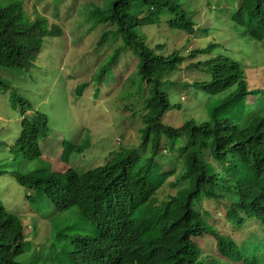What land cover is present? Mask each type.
<instances>
[{
	"label": "trees",
	"instance_id": "16d2710c",
	"mask_svg": "<svg viewBox=\"0 0 264 264\" xmlns=\"http://www.w3.org/2000/svg\"><path fill=\"white\" fill-rule=\"evenodd\" d=\"M108 4L109 10L100 21L114 25V32L124 39L122 46L127 45L133 51L137 74L147 84L150 94L144 101L145 128L141 143L137 147L122 148L115 158L83 174L67 169L40 176L15 172L10 175L19 185L34 189L36 195L48 199L56 211L71 208L70 211L93 228V236L80 235L73 227L57 231V238L67 235L63 239L64 254L69 257L72 252L70 258L66 257L70 264H88L89 259L101 264H205L187 254L189 240L203 234L213 235L221 256L232 257L234 242L215 230L211 233L194 204L203 194L220 201L228 198L235 202L233 206L237 209L256 217L264 216V144L254 141L264 138V121L253 116L246 126L239 127L221 118L222 113L243 100L246 94L244 71L236 61L223 56L194 65L210 75L208 82L197 84L205 93L215 95L237 85L236 92L220 107L212 109L207 122L197 124L188 120L177 127L163 124L161 117L169 109V103L167 94L160 91L162 82L158 77L175 71L185 58L177 51L158 55L155 50L161 45L149 47L136 30L159 25L164 17L170 29L192 35L197 30L195 23L188 17L181 0H110ZM230 19L243 27L249 37L259 41L264 38V0H237ZM62 34L58 25H49L44 17L27 19L23 0L0 5V66L29 68L40 53L43 40ZM106 35L102 34L100 43ZM208 50L204 48L189 55L194 57ZM114 54L118 59L119 50ZM4 87L0 78V89ZM13 98L24 115V105H29L14 95ZM48 131L45 114L34 111L31 117L23 116L20 134L10 152L29 160L41 157L39 141ZM147 146L146 157L142 154ZM84 149V145L74 148L75 152ZM163 152H169V161H173L168 171L155 168L156 162L164 161ZM212 161L219 166L213 167ZM178 165L181 168L176 181L167 183ZM246 169L249 175H245ZM165 184L176 188V192L164 191L162 198L158 197ZM228 218L232 219L233 215H227L216 226L231 234ZM14 220V214L0 204V264H28L24 255L23 262L17 258L19 246L8 239ZM108 234L116 239L112 252L103 250L96 241L99 235L103 239ZM26 244H22L24 249ZM27 251L28 248L24 254Z\"/></svg>",
	"mask_w": 264,
	"mask_h": 264
},
{
	"label": "rangeland",
	"instance_id": "374dc122",
	"mask_svg": "<svg viewBox=\"0 0 264 264\" xmlns=\"http://www.w3.org/2000/svg\"><path fill=\"white\" fill-rule=\"evenodd\" d=\"M109 1L23 0L27 19L44 17L49 25H58L63 34L45 38L39 55L29 68L0 66V78L5 85L3 90L0 89V204L15 215L20 234L21 231H24L23 235L33 232L30 236L38 238L28 237L27 253L17 257L23 262L24 255L28 264H70L64 254L63 239L67 235L57 238V231L62 227H73L80 235L93 236L94 230L80 215L70 211L71 208L56 211L48 199L36 195L34 189L19 185L10 173L40 176L46 172L73 169L83 174L115 158L122 148L137 147L141 143L145 128L142 121L144 101L150 94L137 74V58L133 51L127 45L122 46L124 39L114 32V25L100 21L109 10ZM181 1L198 30L194 34L170 29L164 23V17L159 25L136 30L149 47L161 45L155 50L158 55L167 56L177 51L185 58L175 71L158 77L162 82L160 91L167 94L169 103L161 122L176 127L188 120L197 124L207 122L211 119L212 109L220 107L236 92L237 85L215 95L198 87L197 84L208 82L210 75L193 66L218 56L236 61L244 71L247 89L261 91L238 102L222 113L221 118L240 124L241 119L264 116V38L254 40L243 27L231 21L237 0ZM11 2L0 0V5L7 6ZM106 33L104 42L100 43L102 34ZM204 48H209L208 52L190 57L189 53ZM116 49L119 50L118 59L114 54ZM12 94L29 105H24V115L14 103ZM247 98L253 102L248 104ZM34 111L47 116L49 131L39 141L41 157L29 160L15 156L10 147L20 134L23 116L31 117ZM78 145L85 146L83 152H75ZM147 150L148 146L142 155L147 157ZM163 155L164 161L155 163L158 171H168L173 163L169 152H163ZM180 168L181 165L175 168L167 183L176 181ZM163 187L165 189L158 197L164 191L176 192V188L168 184ZM223 200L226 202L203 194L194 209L209 229L229 237L245 259V252L232 233L247 227V222L258 220L248 211L233 206V200ZM243 212L248 214V219L244 218ZM227 215H233V219H227L233 226L231 234L216 226ZM258 223L262 235L258 238L253 232H246L242 243L246 253L251 255L250 260L264 264V226ZM41 225L46 226L41 227L45 231L52 227V233L42 237L38 234ZM257 228L258 224L253 226V229ZM188 255L207 264H231L217 253L215 240L208 234L189 240ZM232 262L240 264L242 260Z\"/></svg>",
	"mask_w": 264,
	"mask_h": 264
},
{
	"label": "clouds",
	"instance_id": "9594fccd",
	"mask_svg": "<svg viewBox=\"0 0 264 264\" xmlns=\"http://www.w3.org/2000/svg\"><path fill=\"white\" fill-rule=\"evenodd\" d=\"M255 40V39H254ZM263 40V39H262ZM259 41V40H257ZM261 41V40H260ZM147 86V84H146ZM246 86V89H245V95L242 96L243 100L246 99L247 96L249 95H257L259 94L261 91L260 90H248L247 89V84L245 85ZM235 93V92H234ZM233 93V94H234ZM231 94V96L233 95ZM253 101L250 99V98H247V103L248 104H251ZM246 115H251L249 113H247ZM254 117L256 118H259L261 119L262 121H264V116L263 115H255ZM250 120H248V118L246 119H241L239 120L240 124H233L231 122H229V124H231L232 126H239V127H244L248 124ZM254 141H256L257 143H262L264 144V138H255ZM212 166L213 167H216V166H219V163L216 162V161H212ZM250 172L248 171V169H246L245 171V175H249ZM2 205V204H1ZM5 208V207H4ZM6 209V208H5ZM7 210V209H6ZM8 211V210H7ZM10 212V211H9ZM11 213V212H10ZM13 214V213H12ZM251 214V213H250ZM252 215V214H251ZM15 216V215H14ZM243 216L245 219H248V214L244 213L243 212ZM253 216V215H252ZM256 220H258L263 226H264V216H253ZM233 219V218H232ZM258 221H253V222H247V227L245 228H241L240 231H235L234 233H232L234 230H233V226L231 225V233H232V236L237 240V242L239 243V245L241 246V249L245 252V259L243 258V256L240 254V252L238 251L235 243H233V247H232V250H231V255L232 257H227V259L231 262V264H233L232 260L234 261H237V260H242V262L240 264H250L251 262H254L255 259H251L250 260V256L251 255H248L246 253V250H245V244L242 243V238L246 235V232H253V234H255L258 238L260 235H262V231H261V226L259 225ZM237 222V221H235ZM18 224L19 222L18 221H15L13 222L12 226H10L9 230H8V239L11 240L12 242H15V246H19V250H20V254H18L17 256L21 255L26 249H24L22 247V244L23 243H27L26 239H28V237H31L30 235L33 233V232H30L29 234H26V235H23L24 234V231H21V234H20V231L18 230ZM258 224V228L257 229H253V226ZM20 226V225H19ZM12 227V229H11ZM41 227H46L44 225H41L40 228H39V231H38V234H40L42 237H47L49 232L51 233L52 232V227L51 229H46V231L44 229H42ZM10 229H11V232H12V237H11V232H10ZM13 230V231H12ZM18 231L17 233V236H15V232ZM29 231V230H27ZM10 232V233H9ZM211 233L214 234L213 230H211ZM210 236L213 237V235L211 234ZM24 238V240H22V238ZM32 238V237H31ZM37 237L34 235V238L32 239H36ZM96 238V237H95ZM101 238V235H99L96 239V241L103 246V250L105 251H108V252H112L114 250V245L116 243V239L114 238V236L108 234L106 235L103 239H100ZM214 238V237H213ZM38 239V238H37ZM215 240V239H214ZM47 242V241H46ZM45 242V243H46ZM45 243H41V245H44ZM216 243V241H215ZM47 247H49L50 249L52 248V245H47ZM202 247V245H201ZM217 250V248H216ZM71 251L69 253V258L71 257ZM218 253V252H217ZM188 254V253H187ZM219 254V253H218ZM220 255V254H219ZM189 256V255H188ZM190 257V256H189ZM224 257V256H222ZM191 258V257H190ZM226 258V257H224ZM192 260H194L193 258H191ZM194 261H201L200 259H195ZM205 263V262H204ZM88 264H101L100 262L96 261V260H93L92 261L89 259L88 260ZM207 264V263H205Z\"/></svg>",
	"mask_w": 264,
	"mask_h": 264
}]
</instances>
